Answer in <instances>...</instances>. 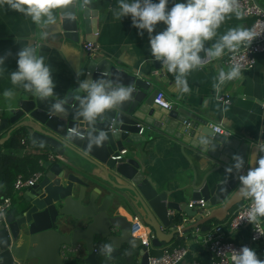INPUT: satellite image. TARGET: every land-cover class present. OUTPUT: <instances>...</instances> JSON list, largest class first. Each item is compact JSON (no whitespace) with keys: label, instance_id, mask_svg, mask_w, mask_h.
<instances>
[{"label":"water","instance_id":"water-1","mask_svg":"<svg viewBox=\"0 0 264 264\" xmlns=\"http://www.w3.org/2000/svg\"><path fill=\"white\" fill-rule=\"evenodd\" d=\"M65 13L74 14L75 19H65ZM56 15L57 24L46 40L40 38L41 29L34 34L32 42L37 41L39 49L47 45L59 52V45L81 46L83 42L95 48V12L80 8L77 2L58 10ZM50 42L59 45L51 46ZM95 51L81 58L62 95L45 102L33 96L20 100L8 111V119L0 121V133L7 130L6 137L0 139V154L11 133L23 128L31 148L51 152L61 160L45 163L40 181L25 191L14 212L0 223V264H66L63 248L84 249L85 259H78V253L72 255L73 259L82 264H98L99 257L94 254L98 239L113 244L111 258L123 247H129L139 250L140 264H148V249L141 248L140 241L130 234L131 216L141 218L154 234L150 248L159 249L191 230L209 232L208 224L223 223L243 202L238 195V176L255 167V147L264 143V125L256 139L214 134L209 121L199 115L177 105L170 110L157 107L154 101L159 91L151 79L127 72L120 63ZM87 79L132 85L133 99L121 109L107 112L90 127L76 115L78 82ZM58 98L67 99L66 114L53 116L51 104ZM72 129L79 135L70 140L68 133ZM144 129L179 144L182 152L190 153L196 160L202 177L196 184L198 171L193 170V182L187 188L190 203H178L159 192L146 177L137 150L147 140L139 136ZM91 132H103L106 140L101 147L89 150ZM201 138L208 140L214 150H206L199 143ZM123 151L126 155L120 161H112ZM234 155L244 159L245 167L242 173L227 176L225 169L233 165ZM120 210L126 214L121 216ZM173 212L194 222H184L180 229L173 227L172 221L177 218L171 215ZM261 222L264 225V220Z\"/></svg>","mask_w":264,"mask_h":264},{"label":"crops","instance_id":"crops-1","mask_svg":"<svg viewBox=\"0 0 264 264\" xmlns=\"http://www.w3.org/2000/svg\"><path fill=\"white\" fill-rule=\"evenodd\" d=\"M118 2L119 0H92L88 8L97 14L98 32L95 46L97 54L120 63L127 72L134 71L142 77L151 79L154 89L162 93L172 106L177 105L207 119L209 126L220 127L224 132L223 135H231L241 139H256L258 137L264 125V57L262 55L255 56L253 70L242 72L241 79L225 84L217 94L213 89V84L219 71L228 69L223 63L228 54L226 53L219 60L206 63L202 68L190 73L187 79L191 91L181 95L175 88L174 80L169 78L168 73L161 68V65L155 64L157 61L152 60L148 34L145 32L143 35H139L138 30L132 26L130 17H124L121 21L113 18L112 10L118 6ZM176 2H182V0H176ZM254 2L264 9V0H254ZM168 7H172V3H169ZM252 23L251 19L243 17L238 19L234 15L229 16L218 29L217 38L229 29L237 27L250 29ZM164 27V25L158 24L153 35L163 31ZM39 29L37 25L31 22L30 18L10 10L7 5L0 6V56L10 53L5 62L6 70L8 72L15 71L16 54L19 48L32 44L38 49V54L43 55L45 62L51 66L55 82L54 92L56 96H59L68 88L69 78L73 71L78 70L81 58L88 54L85 49L87 44L83 42L79 46L64 43L61 46L59 42H50L51 46L59 45L60 51L58 52L47 45L43 49H39L38 42H32L34 34ZM214 42L215 40L209 41L206 46H210ZM7 71L0 75V121L8 119V111L14 109L18 101L32 97L30 94L13 87ZM6 89H12L16 93L10 101L3 97V92ZM226 101L229 104H226ZM6 135L7 130L0 133V139L5 138ZM142 136L147 140L145 143H140L137 150L144 165L146 177L159 192L168 194L178 203H190L187 198L190 195V189L187 188L192 185L193 170L198 171L196 160L192 158L190 153L182 152L179 144L170 139L156 136L147 129L143 130ZM28 146L30 150L18 154V158H23L26 154L39 155L38 150ZM8 152L10 151L4 145L1 154ZM48 153L51 155V152ZM62 161L64 162L63 159ZM197 175L196 184L201 182L202 173L198 171ZM25 191L23 190L20 194L14 192L18 198V203L21 202ZM119 214L122 216L126 213L120 210ZM171 215L181 220L179 225L173 223V227L176 228H182L184 222L189 221V225L194 222V219H187L185 215L182 216L183 214L179 215L173 212ZM214 223L216 224H213L212 227L221 224L215 221ZM207 227L211 229V226ZM207 233L202 234L200 229L191 230L183 235H178L170 244L163 245L162 248H172L180 240L182 242L180 248H185L188 251L184 264H208L212 260V255L205 241ZM224 235L237 243H244L249 239L247 230L232 234L224 232ZM162 248H150L149 255L152 257L160 256ZM253 250L259 259L264 260V250L260 244H257ZM77 255L80 260L86 258L84 249L80 248ZM118 256L119 254L113 258H118ZM70 258L73 259L72 256ZM137 261L140 263V255L136 259Z\"/></svg>","mask_w":264,"mask_h":264},{"label":"clouds","instance_id":"clouds-1","mask_svg":"<svg viewBox=\"0 0 264 264\" xmlns=\"http://www.w3.org/2000/svg\"><path fill=\"white\" fill-rule=\"evenodd\" d=\"M82 9H88L92 0H0V6L7 7L30 18L31 22L41 29L40 38L46 40L53 26L57 24L56 12L66 8L70 3H77ZM172 3V7H168ZM65 19L74 20L72 13H65ZM115 20L121 21L130 17L132 26L139 35L145 32L149 37V51L152 60L160 62L166 73L173 75L175 88L181 94L190 93L188 76L193 71L202 68L206 63L219 60L226 53L235 54L242 46H250L256 38L252 29L237 27L229 29L219 36L218 29L229 16L242 18L238 0H119L118 6L112 10ZM158 24L164 25V30L153 35ZM215 40L210 46L209 41ZM203 54V55H202ZM10 53L0 56V75L5 73V62ZM8 72V71H7ZM10 82L15 89L35 97L40 102L48 101L56 96L53 71L45 62V57L38 54V49L32 44L19 48L16 54V70L8 72ZM242 78V66L233 63L227 70L218 73L214 91L219 94L223 86ZM77 117L94 127L98 120L107 112L121 109L125 102L133 99L135 91L132 85L114 83L105 79L79 80ZM12 89H6L3 97L10 101L15 95ZM67 99H56L50 108L53 116L66 114ZM79 135L76 129L70 130L68 139ZM106 140L103 132H91L88 136V149L101 147ZM199 143L206 150L212 149L209 141L201 138ZM214 150V149H212ZM255 167L243 174L245 161L234 155L231 167L225 169L227 176L233 172L240 174L238 195L249 201L250 205L243 219L251 224H257L264 218V143L255 147ZM101 253L110 258L115 251L113 244L101 246ZM230 264H264L256 252L248 247L239 251L232 250L229 256Z\"/></svg>","mask_w":264,"mask_h":264},{"label":"built area","instance_id":"built-area-1","mask_svg":"<svg viewBox=\"0 0 264 264\" xmlns=\"http://www.w3.org/2000/svg\"><path fill=\"white\" fill-rule=\"evenodd\" d=\"M241 10L244 12L243 18L251 19L253 21L252 29L256 38L251 42L250 46H242L235 54L228 53L223 61L224 66L229 68L233 63H239L242 66V72L251 71L255 67V56L262 55L264 57V9L259 7L254 0H238ZM86 51L93 52L95 48L92 44H87ZM154 104L162 110H170L172 105L169 103L164 95L159 92L156 96ZM226 104H229L226 101ZM214 134L223 135L224 132L220 127L211 126ZM143 135V130L139 132V136ZM21 146L25 151L30 150L28 144L23 140ZM126 155V151L120 153L116 158H112V161L118 162L121 160V156ZM59 161L58 157L54 155H48V162ZM39 165L43 167L44 162H39ZM42 177V173H35L29 178L18 176L14 182L13 190L16 194H20L23 190H27L36 185ZM201 207L204 206L203 202L199 203ZM250 205L249 201L243 200V203L239 208L235 209L230 216L221 224L212 227L206 234V243L208 244L209 251L212 255V260L208 264H230L229 256L231 251H239L242 247H248L254 249L257 244H260L264 250V225L262 222L257 224H251L246 219L245 214ZM12 208V200L9 198L0 200V223L6 218L9 211ZM128 222L131 225L130 234L134 239L140 241V247L150 249L151 240L154 239V234L146 227L141 218L137 215H133L128 218ZM179 228V227H178ZM180 229V228H179ZM247 230L249 233V239L244 243H237L225 237L224 232L238 233ZM80 252V248L69 251L67 248L62 250V259L67 263L71 258L70 256ZM94 254L97 255V251L94 249ZM188 255V251L185 248H162L160 256L152 257L149 255L148 264H184V261ZM134 264H140L138 261ZM200 264V263H193Z\"/></svg>","mask_w":264,"mask_h":264},{"label":"trees","instance_id":"trees-1","mask_svg":"<svg viewBox=\"0 0 264 264\" xmlns=\"http://www.w3.org/2000/svg\"><path fill=\"white\" fill-rule=\"evenodd\" d=\"M171 80H174L173 75L168 74ZM25 141L29 145V137L25 129H18L11 133L9 141L5 144V148L10 151L6 154H0V200L9 198L12 200V208L8 214L13 213L18 203V198L14 194L13 185L18 176L25 178L31 177L35 173H42L43 167L39 165V162L46 163L48 161L49 153L40 149L37 151L39 155L26 154L23 158H18V154L24 151L21 146V141ZM33 150V149H32ZM16 152V153H15ZM174 225L181 224V220L178 218L172 221ZM216 224L214 222L208 224V226ZM219 224V223H218ZM108 242L102 239H98L95 244V250L99 257L98 264H134L139 257V250H133L129 247H123L119 251L118 258H107L100 251L101 246ZM182 242L178 240L172 248H180ZM66 264H82L79 260L71 259Z\"/></svg>","mask_w":264,"mask_h":264}]
</instances>
